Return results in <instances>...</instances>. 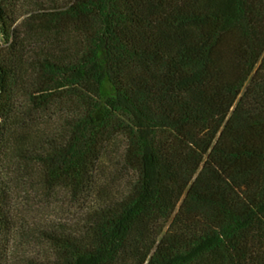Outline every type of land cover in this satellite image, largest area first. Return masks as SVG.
Returning a JSON list of instances; mask_svg holds the SVG:
<instances>
[{
    "label": "trees",
    "instance_id": "trees-1",
    "mask_svg": "<svg viewBox=\"0 0 264 264\" xmlns=\"http://www.w3.org/2000/svg\"><path fill=\"white\" fill-rule=\"evenodd\" d=\"M30 20L41 42L0 2V245L12 184L36 178L91 202L34 264H264V0H67Z\"/></svg>",
    "mask_w": 264,
    "mask_h": 264
},
{
    "label": "rangeland",
    "instance_id": "rangeland-1",
    "mask_svg": "<svg viewBox=\"0 0 264 264\" xmlns=\"http://www.w3.org/2000/svg\"><path fill=\"white\" fill-rule=\"evenodd\" d=\"M13 12L14 27H19L23 42H41L32 33L30 19L36 13L65 4L67 0H0ZM43 6V7H42ZM0 35V44L3 42ZM1 121V118H0ZM119 155L108 156L99 168L107 169L112 187L122 191L130 172L121 164ZM91 200L76 199L64 190H48L36 178L22 183H13L5 211L11 217V232L0 245V264H34L35 261L51 259L53 250L42 238L44 231L57 229L60 225L74 226L85 212ZM3 207V206H2Z\"/></svg>",
    "mask_w": 264,
    "mask_h": 264
}]
</instances>
